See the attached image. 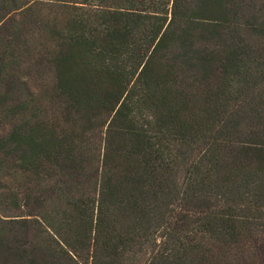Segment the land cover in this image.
I'll list each match as a JSON object with an SVG mask.
<instances>
[{
  "label": "trees",
  "instance_id": "obj_1",
  "mask_svg": "<svg viewBox=\"0 0 264 264\" xmlns=\"http://www.w3.org/2000/svg\"><path fill=\"white\" fill-rule=\"evenodd\" d=\"M253 38L264 0H0V264H264Z\"/></svg>",
  "mask_w": 264,
  "mask_h": 264
},
{
  "label": "rangeland",
  "instance_id": "obj_2",
  "mask_svg": "<svg viewBox=\"0 0 264 264\" xmlns=\"http://www.w3.org/2000/svg\"><path fill=\"white\" fill-rule=\"evenodd\" d=\"M249 46L252 47L254 50L261 51L264 49V39L258 40L256 38H253L249 40L248 42ZM234 42H229L223 45V47L217 49L210 47L207 49V52L213 56L217 61L224 60L229 57L233 49L235 48ZM249 75L250 77H257L258 76V69L257 66L254 64L250 65ZM191 93L194 94H207V89L199 90L196 86H192V89H190ZM251 108H257L262 117V122L264 123V84H262L259 88L256 90H253L251 92H248V94H245L243 97V100H241L238 103L230 104L228 105V112L229 113H235L238 112V114H249L251 112ZM264 237L260 238V241L262 242Z\"/></svg>",
  "mask_w": 264,
  "mask_h": 264
}]
</instances>
